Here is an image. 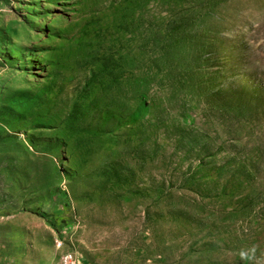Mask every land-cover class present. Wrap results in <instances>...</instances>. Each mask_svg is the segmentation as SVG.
Listing matches in <instances>:
<instances>
[{
	"label": "rangeland",
	"instance_id": "1",
	"mask_svg": "<svg viewBox=\"0 0 264 264\" xmlns=\"http://www.w3.org/2000/svg\"><path fill=\"white\" fill-rule=\"evenodd\" d=\"M135 76L180 83L172 143ZM75 253L264 264V0H0V264Z\"/></svg>",
	"mask_w": 264,
	"mask_h": 264
},
{
	"label": "trees",
	"instance_id": "2",
	"mask_svg": "<svg viewBox=\"0 0 264 264\" xmlns=\"http://www.w3.org/2000/svg\"><path fill=\"white\" fill-rule=\"evenodd\" d=\"M185 7L189 6L188 4L184 5ZM154 37V34H153ZM153 40V39H152ZM156 40H160L158 44H161V50L155 55L160 57L161 54L167 56V49L169 48V44L171 40L169 39L168 36H162V35H157ZM157 45H154L152 43V48H154ZM157 49V48H156ZM153 51H151V54ZM153 57V54H152ZM145 78H140L135 76L134 79H132V82L130 84V89H131V102L135 105L136 107L139 108L142 105L146 106L151 110V112H154L156 118L160 120L161 118L163 121L165 120V128L162 130V133H156L155 135H152L150 138V142L160 143V142H168L172 143L170 139L166 136V133L168 130L173 129L174 125L176 122H172V116L175 115V110L177 108V104L180 100L181 94H180V83L177 82H172L171 85L167 88H164V84L157 80V79H146ZM196 83L199 82V79H193ZM193 86V85H191ZM166 90V91H165ZM240 109V107L236 108L235 110L237 111ZM168 114L170 116V120L166 121L165 117ZM179 117V115H176ZM160 117V118H159ZM234 118V117H233ZM234 120L238 121L237 119L234 118ZM168 124V127L166 125ZM194 128L193 127H187L185 129L178 130L177 133V140L174 141L173 145H178V141H184L188 142L189 144H192L194 141L195 135L194 133ZM198 132V131H197ZM232 142L234 143V139ZM181 144V142H180ZM234 148V147H233ZM202 150H205L201 148ZM229 154H233L232 152H229Z\"/></svg>",
	"mask_w": 264,
	"mask_h": 264
},
{
	"label": "bare ground",
	"instance_id": "3",
	"mask_svg": "<svg viewBox=\"0 0 264 264\" xmlns=\"http://www.w3.org/2000/svg\"><path fill=\"white\" fill-rule=\"evenodd\" d=\"M71 259H73V256L72 255H66L65 256V259H64V264H72V261Z\"/></svg>",
	"mask_w": 264,
	"mask_h": 264
},
{
	"label": "built area",
	"instance_id": "4",
	"mask_svg": "<svg viewBox=\"0 0 264 264\" xmlns=\"http://www.w3.org/2000/svg\"><path fill=\"white\" fill-rule=\"evenodd\" d=\"M71 261H72V264H79V259L76 253H75V259H71Z\"/></svg>",
	"mask_w": 264,
	"mask_h": 264
}]
</instances>
